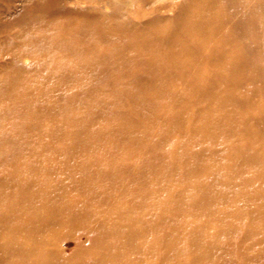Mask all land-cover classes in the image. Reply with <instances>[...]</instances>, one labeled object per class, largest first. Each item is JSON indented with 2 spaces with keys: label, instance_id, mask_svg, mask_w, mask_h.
Instances as JSON below:
<instances>
[{
  "label": "bare ground",
  "instance_id": "6f19581e",
  "mask_svg": "<svg viewBox=\"0 0 264 264\" xmlns=\"http://www.w3.org/2000/svg\"><path fill=\"white\" fill-rule=\"evenodd\" d=\"M111 1L118 4V0H0V32L5 31L0 38V264H46L49 259L51 262L60 259L62 256H55L50 252L47 255L44 252L40 257L46 262L32 260L35 251L40 248L35 246H40L46 240L45 234L52 232L66 235L77 229L79 232L85 230V233H94V237H105L106 234L115 237V232L119 233L117 229H121L128 232L130 238L137 237L138 230L144 231L146 227L155 224L153 219L156 213L148 205L145 206L146 218L138 215L135 217L131 206L122 207L116 201L126 199L142 207L143 204L150 203L147 202L148 195H158L171 182L179 180L181 175H176L179 170L186 177L204 178L195 186L202 191L199 197L189 192L183 197L173 193L166 195L164 198L167 207L162 208V213H169V207H176L174 213L179 214L184 212V206L192 210L206 209L211 217L220 220H227L229 217L239 219L236 217L244 215L219 210L220 204L227 203L238 195L242 204L251 206L244 219L250 217L252 221L264 224V172L252 174L246 183H231L228 178L229 174H239V169L246 163L255 167L264 165V147L254 146L242 152L238 149L240 157L243 156L235 157L236 161L215 158L216 160L209 159L207 164L199 166L203 158L206 159V155L212 151L238 148L236 142L225 147L221 139L225 135L234 136L237 130L234 125L240 120H244V130L250 134L253 132L260 137L264 134V105H256L252 117H241L244 107L252 105L256 95L264 92V84L256 86L259 80L264 83V48L250 44V38H255V42L264 45V0H198L203 5L199 21L194 25L196 19L190 18L189 26L185 24L182 32L185 34L194 30L200 39L207 41L208 48L196 53L195 50L188 49L190 43L185 41L180 43L181 48L185 49V55L177 57L179 42L174 40L171 48L144 55L145 69L150 76L147 81L149 89L134 104L135 109L138 105L142 108L141 113L127 123L122 122L120 117L117 121L95 128L92 127V122L101 111L87 103L78 102L72 86L81 88L83 91L80 92H84L85 96L96 95L105 88L103 79L106 76L119 77L131 72L132 68L126 63L123 45L119 47L117 56L111 51L98 53L88 45L75 55V60L62 59L65 57L63 55L59 62L44 60L46 62L40 65L33 64L34 61L25 64L24 61L28 57L36 60L42 56L53 57L59 49L57 47L56 50V46L52 44L56 43L54 40L57 41V37L47 31L62 30L71 22L76 24L74 31L77 35L71 40L67 39L71 43L81 40L78 36L80 33L85 34L82 37L84 41L92 43L94 38L104 42L107 39H118L119 34L137 31L138 26L129 17L124 20L111 19L113 15L102 10ZM138 2L139 6H146L151 0ZM117 4L116 13L121 12V7ZM129 4H133L132 0H129ZM182 7H186V3ZM63 17L66 19L63 20ZM158 20L150 19L146 24H153ZM44 29L46 33L43 32ZM237 40H240L238 45L235 43ZM130 42L143 47L150 44V39L147 35L140 34L132 36ZM49 43L50 46L47 45ZM143 53L137 52L142 59ZM210 57H214V61L226 57L228 61L215 68L212 76H206L198 65L203 66ZM231 57L234 58L230 59ZM174 73L182 75L183 84L167 86L166 83ZM31 74L34 76H30ZM243 87L251 88L252 91L242 93ZM112 88L118 91L100 99V104L105 108L122 104L118 99L124 96V92L127 98L134 94L133 83L114 85ZM223 93H228V96H223ZM51 95L55 96L54 100L46 98ZM202 98H209L216 105H211L209 109H193L194 105L202 102ZM169 101H179L182 104L168 114L166 110L164 113L156 110L160 102ZM190 109L188 113L187 110ZM63 111L66 112V122L58 124L55 115ZM214 111H219L220 114L216 115ZM186 112L188 117L184 116ZM105 114L102 112L101 117ZM44 119L53 121L49 133L57 136L51 140L52 144L38 141L39 146L29 143L23 145L22 141L14 139L16 132H20L23 138L31 137L35 132L38 135H48L40 127V122ZM186 119L197 121L194 127L188 129V137L205 140H194L186 145L177 143L170 151L176 157L174 164H157L151 159L144 161V166L135 171L136 175L143 178L137 190L127 189L123 179L117 180L118 188L110 185L118 176L119 168L101 161L99 157L104 153H99L95 148L96 142L93 139L105 141L117 136L116 143L107 152L108 156L117 153V143L122 139L129 142L128 148L140 144L155 156L158 153L149 144L147 131L142 130L141 123L156 120L161 121L163 127L172 128ZM215 128L219 130L214 131ZM125 129L136 130L135 135L128 139L121 138ZM107 132L111 135H107ZM27 146L36 151L35 157L29 160L21 155ZM157 150L159 151L158 148ZM179 156L184 158L178 160ZM43 160H51L53 164L44 165ZM121 167H125V163ZM62 171L69 179L66 177L63 181V178L57 176ZM137 177L131 178L136 180ZM107 183L108 188L103 191L101 184ZM217 185L224 189L216 190L214 187ZM67 188L83 192L75 199L70 194L65 195ZM115 188L118 190L117 194L113 193ZM229 188L231 190L226 191ZM179 221L177 216L168 215L167 220L160 224L166 223L171 227V236L189 233L192 243L204 241V248L193 256L202 254L212 259L222 255V258L227 256L231 264H264L262 229L252 228L238 232L242 238L245 234L247 238L256 240L248 248H244L226 240L219 241L222 233L218 230L203 234L202 224H182ZM13 233H21L22 241L14 240ZM162 241L164 242L163 238ZM121 242L119 239L112 245L110 262L100 255L96 257L97 264H140L139 255L143 252L141 246L134 244L130 249L133 254L127 253L123 258L120 257ZM160 244V241L157 244L153 242L152 251L156 249L155 245ZM180 245V242H172L167 247V254H177L175 251L180 249ZM182 263L181 260L175 263L163 260L152 264Z\"/></svg>",
  "mask_w": 264,
  "mask_h": 264
},
{
  "label": "rangeland",
  "instance_id": "374dc122",
  "mask_svg": "<svg viewBox=\"0 0 264 264\" xmlns=\"http://www.w3.org/2000/svg\"><path fill=\"white\" fill-rule=\"evenodd\" d=\"M107 1V0H105ZM90 2V1H89ZM129 0H118L117 2L111 1L110 3H107L106 6L102 8V10L106 13H110L113 16H111V19H118V20H124L127 17L132 20V23L134 25L138 26V30L133 32L132 34H119L118 39H112V40H105L104 42H100L98 38H94L93 42H87L82 39L84 37V33L78 34L79 37H81V40H78L77 42L71 43L70 40L73 39V37H76L75 35V29L76 24L71 22L70 25H67L66 28L62 30H55L52 29L50 31H47L48 34L54 35L57 37V41L54 40L56 43L54 46L59 47L57 53L51 58H47L46 56H42L39 59L35 58H27L26 61H24L25 64H30L29 62L41 64L43 62H46L44 60H47L49 62H59V59L61 56L65 55L64 58L66 60H75V55L81 51L83 47H86L88 45H91L92 49L97 50L98 53H108V51H111L114 53V55H118V50L121 45L124 46L126 53L125 56H127V65L132 68V71L124 76L119 77H113V76H106L103 80L106 83L105 88L102 89L98 94L96 95H90L85 96L84 92L81 88L77 85L72 86V91L75 92L77 95L75 98L78 102H84L87 103V105L95 107L99 112L100 115H96L92 122V127L98 128L99 126L103 125L104 123H111L114 121H117L120 117L122 118V122L127 123L129 121H133L135 117L138 116V113H141L142 108L138 105L135 109L134 104L135 101H138L141 99L142 94L145 93L149 89V85L147 84L148 78L150 77L149 74L146 72V58L145 56L150 55L149 53L153 51L162 52L160 49H169L171 48L174 40L178 41L177 43V57H181L185 55V49L181 48L180 43H184L185 41H188L190 43V47L188 49H193L195 52H201L200 50L208 48V43H206V40L200 39L195 33L194 30L190 33H183L182 30L185 28V24L189 26L188 20L196 19L194 22V25L198 23L199 21V14L203 11V5L199 4L198 0H151V2L148 3L146 6H139L138 0H132L133 4L128 5ZM186 3V7H182L183 4ZM115 4L120 5L121 12H115ZM189 7L187 8V6ZM220 6V4H219ZM200 7V8H198ZM213 7V5H212ZM202 8V9H201ZM205 10H208L205 7ZM121 14V16L119 15ZM264 14V12L262 13ZM255 15V14H254ZM158 18L159 20L153 24H146L149 22L150 19ZM63 20L66 19V17L62 18ZM111 21V20H110ZM227 27L228 23H227ZM40 29L38 28V32ZM44 33H46L45 29L43 30ZM117 33V32H116ZM5 34V31L2 30L0 32V38ZM147 35L150 39V44H147L143 47L137 46L136 43L130 42L132 36L134 35ZM70 39V40H67ZM162 39V41H160ZM69 41V42H68ZM255 38L253 40L250 38V44L251 45H261V48H264V45L258 42ZM59 45L57 46V43ZM47 44L50 46V44ZM232 43V42H231ZM236 45L240 43V40H237ZM129 44V45H128ZM234 44V43H232ZM218 46V45H217ZM137 52H144L143 53V59L142 56H138ZM157 52V53H158ZM205 52H208L206 50ZM210 52V51H209ZM57 54V55H56ZM145 55V56H144ZM108 57V55L106 56ZM105 57V58H106ZM135 57L140 58L139 60ZM214 57L208 58V61L204 63L203 66L198 65V67L206 74V76H212V71L219 67L224 62L228 61L227 58H223L219 61H214ZM234 57H231L230 59H233ZM61 59V60H62ZM104 59V57H102ZM260 62V60H257ZM175 75L166 83L167 86H177L183 84L184 80L180 73H174ZM152 76V73H150ZM30 76H34V74H31ZM63 81H60V83H63ZM78 83V82H77ZM123 83H133L134 85V94L132 97L127 98L126 92L122 93L124 96L119 97L118 101L122 104L117 105L113 104L110 107H106L101 105L100 99H105V97L109 93H113L115 91H118V89L112 88L114 85H121ZM193 82H191L192 84ZM225 85L226 82H223ZM264 84L261 80L256 82V86H261ZM244 91L242 93L249 92L248 90H251V88H245L243 87ZM264 89V88H263ZM123 91V90H122ZM263 91V90H262ZM80 92V93H79ZM241 92V88H240ZM223 96H228V93H223ZM92 97V98H90ZM47 99L54 100L55 96L51 95V97H46ZM63 101V100H61ZM182 103L177 102H164L158 104L156 106L157 111H162L163 113L166 110V113L173 112L178 106H180ZM211 105H216L215 101H210L209 98H202L201 103H197L193 106V109H202L207 108L209 109ZM256 105H264V92H261L256 95V98L254 100V103L250 106H245L242 110V119L249 117H252L253 114L256 111ZM77 108V107H75ZM82 108V107H80ZM191 111L187 110L189 113ZM102 112L106 113L104 116L101 117ZM185 113L184 116L188 117V113ZM214 114L219 115V111H214ZM163 116V115H162ZM66 112H58L55 115V121L58 124H64L66 122ZM161 121H163L161 119ZM157 122L156 120H145L141 124L142 130L147 131V139L149 141V144L153 146L156 149L157 155H152L149 151L143 149L140 144H135L134 146L128 148L129 142L124 141L122 139L121 142L117 143V153L108 156L107 152L112 149L111 146L116 143L117 136L110 137V139H106L105 141H97L93 139L96 142L95 148L99 151V153H104L101 157V161L104 162L108 166L112 167H118L119 173L118 176L113 179L110 183V185H113L115 187H119L117 180L123 179L125 186L129 190H137V186L141 183V180H143L141 175H136L135 171L137 169L142 168L144 166V161L146 162L148 159H151L155 163H168V164H174L175 163V155L171 153L170 151L172 148L178 143V144H189L194 140H205V139H195L193 137H188L187 131L191 127H194L196 120H189L186 119L184 122L172 127H163L162 122ZM40 127L44 130V132L49 133L53 126V121H49L48 119H44L40 122ZM234 128H237L235 130L234 136L231 135H225L223 139H221V143L225 144V147L227 145H230L231 142H236L238 148L233 149L231 147L227 148L224 151H212V153H208L206 156V159L203 158L202 162L199 166H203L208 163L209 159L216 160L215 158L224 159V158H230L233 161H236V158H241V153H238V149L242 152L243 150H248L254 146L257 147H264V134L255 135L253 132L250 134L249 132L245 131V124L244 120H240L237 125H234ZM218 128H215L214 131H218ZM136 130H127L123 131L121 135L119 136L121 138L128 139L129 137H132L135 135ZM185 132V135H184ZM107 135H111L109 132H107ZM264 133V132H263ZM22 134L20 132H16L14 135V139H19V141H22V144L29 145L32 144V146H39L37 143L38 141H44L48 144H52L51 141L57 134L49 133L48 135H45L44 133H40V135L36 134V132L28 138H23L21 136ZM44 135V136H41ZM93 137V136H92ZM255 142L257 144H255ZM208 144V142H207ZM18 147V145H17ZM19 148V147H18ZM159 149V151L157 150ZM238 153V154H237ZM21 155L25 158V160H29L32 157H35L36 151L34 148H30V146H27L25 150L21 153ZM186 156L185 154H183ZM184 156H179L177 159L182 160ZM235 159V160H234ZM42 163L44 165H51L53 164L51 160H43ZM125 163V167H121L122 164ZM121 167V168H120ZM120 169H123L121 171ZM239 174H229L228 178L231 181V183H234V181L246 183L252 174L264 172V165H261L259 167H255L251 163H246L243 167H241ZM183 171L177 172L176 175H181L180 179L171 182L165 188V190H161V192H158V195H148L147 196V204H143L142 207L137 206L135 202H131L128 200H121L120 202L116 201V204L119 203L122 207H128L131 206V210L133 211V215L136 217L137 215L140 218H146V208L145 206L151 205L152 210L156 213L155 218L153 219V222L155 224L150 225L143 229L138 230L137 237L130 238L128 235V232L117 229L119 232L118 234L115 232L116 236L114 237L112 234H106L105 237L103 236H95L94 233L88 234L85 233V230L83 232H79L77 229H73L72 232L67 233L66 235H62L63 233H49L45 234L47 237L46 240L40 245L35 247H40L39 250L35 251V256L32 260H39L46 262L40 255L44 252L48 255L49 252L54 254L55 256L61 257L60 259L53 260L52 262L50 259L46 262V264H97L96 257L102 255L104 258H107L108 262H110L109 257L111 256V249L112 245L116 244L119 239L121 242V253L120 257L125 258V255L127 253H130L129 255L133 254V250L130 251L132 246L134 244H139L141 248L143 249L142 255L140 254V264H152L154 262L161 263V261H165L166 263H175L178 260L183 261L182 264H231L232 262L227 259V256H224L222 258V255L216 258H208L205 257V255H198L193 256V254H197L204 248V241L201 242H195L192 243L190 241L191 234L189 233H183L180 235H173L171 236L169 233L171 232V227L164 223L163 225L160 224L161 221L167 220V216H177V218L180 220L179 222H182V224H185L187 222L191 224L199 223L202 224L201 226V232L203 234H208L212 231H220L221 237L219 238V241H229V243L242 245L244 248H248V245L253 244L256 240L254 238H247L245 234H243V238L238 234V232L247 231L248 229L252 228H260L262 229L261 236L264 237V224L261 222L252 221L250 217L246 216V213L249 212V208L251 206L242 204L239 200L238 195H236L231 201L227 203H222L219 205V210H227L231 214L234 212L241 213V215H244L243 217H236L239 219H234L233 217H229L227 220H220L217 217H211V214L208 210H192L189 208H184V212H180L179 214L174 213L176 207H169V213H162L163 207H167V202L165 200V196L168 194H179L183 197V195H186L187 192L189 194H195V196L200 195L202 189L201 188H195V186H198L199 182H202L201 178L190 176L186 177L182 173ZM60 176L57 173V176L59 178H63L65 181L66 177L69 179V176L64 173V171L61 172ZM136 180H132L131 177H135ZM198 178V179H197ZM227 179V177H226ZM258 185V184H256ZM193 187V188H192ZM253 187V186H251ZM101 188L103 191H106L108 188V183L106 185L101 184ZM216 190H223L224 187H221L220 185H217L214 187ZM114 194L118 193V190L115 188ZM112 190V191H113ZM189 190V191H188ZM231 190L226 189V191ZM67 192H65V195H71L73 198L77 199L79 198L80 194L83 192V190H75L72 188H67ZM165 194H164V193ZM197 198V197H196ZM112 204V202H111ZM169 206V204H168ZM108 226L107 224H105ZM231 225V226H230ZM230 226V227H229ZM111 227V226H108ZM229 227V228H228ZM230 231V232H229ZM13 238L16 241H22V234L21 233H13ZM162 238L164 242L162 241ZM151 239V242H150ZM176 240V241H175ZM161 242L160 245H155L156 248L154 251H152V243L157 244V242ZM111 242V245L109 244ZM172 242H180L181 247L178 251H175L177 254L173 256H169L167 254V247ZM190 242V243H188ZM100 253V254H99ZM96 254V255H92ZM136 254V253H135ZM128 255V256H129ZM65 256V258H63ZM137 256V254H136ZM254 263V262H252Z\"/></svg>",
  "mask_w": 264,
  "mask_h": 264
}]
</instances>
